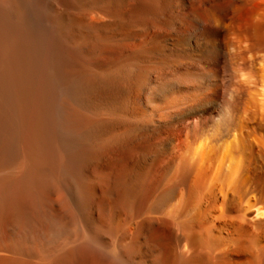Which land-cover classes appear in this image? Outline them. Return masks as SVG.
<instances>
[{
  "label": "bare ground",
  "instance_id": "obj_1",
  "mask_svg": "<svg viewBox=\"0 0 264 264\" xmlns=\"http://www.w3.org/2000/svg\"><path fill=\"white\" fill-rule=\"evenodd\" d=\"M0 264H264V0H0Z\"/></svg>",
  "mask_w": 264,
  "mask_h": 264
}]
</instances>
